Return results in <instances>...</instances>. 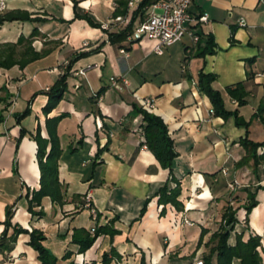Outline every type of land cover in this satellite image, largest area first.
I'll use <instances>...</instances> for the list:
<instances>
[{
  "label": "crops",
  "instance_id": "crops-1",
  "mask_svg": "<svg viewBox=\"0 0 264 264\" xmlns=\"http://www.w3.org/2000/svg\"><path fill=\"white\" fill-rule=\"evenodd\" d=\"M0 1L5 3L1 12L21 10L42 19L4 22L0 44L15 43L37 27L39 35L32 46L36 51L51 48L49 54L23 68L17 64L0 67V88H4L0 90V233L6 208L11 207V224L40 229L45 235L43 244L56 256L57 264L99 262L111 247L120 256L111 264H140L141 258L144 264H194V255L208 252L205 242L218 228L211 221H220L228 201L238 207L235 229L243 230L244 238L258 235L264 256V189L256 190L258 185L264 187V168L259 165L253 172L251 161L238 164L245 156L238 140L247 128L236 125L233 115L226 119L213 115L208 97L195 84L199 71L213 73L212 87L221 92L225 108L236 110L245 121L252 118L264 102V0H192L190 12L208 17L196 28L200 47L206 37L214 42V52L204 56L193 55L197 43L187 37L157 54L153 41L112 43L101 27L74 19L75 3L80 13L104 24L114 17L119 0ZM136 6L127 8L123 17L129 20ZM116 30L111 24L107 31ZM79 52L86 54L70 62ZM84 68L85 73L79 74ZM65 71V92L45 114V91ZM112 76L119 78V88L112 85ZM240 81L247 83L250 92L246 103L238 106L225 87ZM32 95L30 113L17 122L15 114L26 108ZM145 100L150 106L143 104ZM133 105L160 116L168 127L178 154L173 172L180 181L179 209L170 203L163 208L157 202L156 193L170 178L169 170L141 147L142 117ZM48 117H60L56 125L61 148L58 180L65 202L56 204L45 196L36 207L44 214L32 216L26 194L39 188L40 177L32 135L38 129L43 138L49 137ZM22 128L25 133L16 148ZM247 134L253 141L264 140V124L258 117ZM234 181V189L229 188L228 183ZM244 188L256 192L257 203L249 212L244 208ZM86 196L97 211L95 224L113 221L118 233L113 238L98 235L89 249L79 253L72 242L74 229L89 230L94 225ZM145 201V211L139 216ZM184 219L197 222V231L206 230L202 243L191 250L186 249L189 240L184 232L193 225L184 224ZM12 232L10 226L7 233ZM28 238L26 233L19 234L7 258L0 254V264H41ZM66 251L71 254L63 258Z\"/></svg>",
  "mask_w": 264,
  "mask_h": 264
},
{
  "label": "trees",
  "instance_id": "trees-1",
  "mask_svg": "<svg viewBox=\"0 0 264 264\" xmlns=\"http://www.w3.org/2000/svg\"><path fill=\"white\" fill-rule=\"evenodd\" d=\"M156 0H140L137 3L136 8L131 12L129 22L120 30L107 31L108 40L112 43L122 42L126 40L127 36L131 33L136 20L142 21L146 17V8L150 6ZM128 0H119L117 7L114 11V17L117 15L125 16L127 13ZM74 19H85L87 23L92 27H101V23H97L93 18L87 14L80 13L77 5L74 3ZM41 21L39 17H30L29 13L21 10H10L6 12H0V25L6 21ZM39 35L37 27H34L29 36H19L15 43L0 44V67L9 68L15 64L19 68L25 67L28 63L42 58L49 54L51 48H41L36 51L32 46L33 39ZM200 38V34H199ZM214 52V42L211 37H206L205 44L200 47L198 40L194 56H204L205 54H212ZM86 52L76 53L70 62H74L80 57L84 56ZM69 68V65L67 66ZM68 71L63 72L55 80L51 86L45 91L47 95V101L42 108V111L47 114L52 108H54L63 96L66 89V77ZM215 76L213 73H205L202 70L199 71L196 81L198 90L204 93L211 103V113L215 116H219L223 119L233 115L236 125H244L247 128L255 117H258L264 124V102L260 104L252 118L245 121L238 116L236 110L228 111L222 99L221 92L212 87V82ZM251 75H248L247 79H250ZM247 83L240 81L234 85L225 87V91L228 96L233 99L238 106L244 105L249 95V90L246 88ZM4 90V88H0ZM100 93V91L98 92ZM33 95L28 99L26 108L15 114V119L19 122L25 116L30 113V103ZM3 98L0 97V101ZM133 110L139 113L142 117L140 127L144 136V140L140 141V145L145 144L150 152L154 155L160 166L169 170L170 178L159 188L156 195L158 196L157 202L163 205L170 203L176 208H181L182 204L178 200L180 195V181L174 175L173 168L175 159L177 157V151L175 150L174 141L171 138L168 127L162 120V118L156 114L146 111L142 107L133 105ZM60 117H48L45 120L46 129L49 137L43 138L37 129L35 134L32 135L37 144V162L40 171L39 188L33 189L30 195L27 193V210L32 216H42L43 210L40 208L36 210V207L40 206L43 197L47 196L52 202L56 204H63L65 202V190L63 185L58 180V159L61 154V148L56 131V125ZM25 133L24 129H21L20 136L16 140V148L20 137ZM238 140L239 145L245 150V156L238 162L239 165L251 161L252 171L255 172L259 165L264 168V140L253 141L248 137V134ZM49 144V150L46 148ZM15 163V162H14ZM15 171V165H14ZM264 189L263 186L258 185L257 189ZM246 202L244 208L246 212H249L252 207L257 203L255 199V193L251 192L248 188H244ZM147 201L140 210L139 216H141L146 208ZM161 209V212L163 211ZM238 207H233L228 201H225L223 210L220 215V222L218 228L212 232L210 238L205 245H207L208 252L201 255L200 259L202 264H212L213 259L215 264H264V256H262L259 247L260 237L258 235H249L244 238V231H237L235 225L238 222L235 214ZM12 215V208H6V217L3 221L4 228L0 233V254L3 255V259L7 258V254L12 250L17 236L21 233L28 234L27 244L31 246L37 252V259L41 264H57L56 256L43 244L45 235L40 229L31 228L26 229L20 225L13 226L10 222ZM112 222L104 225H94L95 232L90 234V229H74L72 234V242L78 245V252L82 253L89 249L96 237L100 234H107L110 238H113L118 230L113 228ZM12 226L13 232L8 235V228ZM205 229L200 230V237L197 242V247L202 243L203 234ZM233 239V241H231ZM71 252L66 251L63 258H68ZM120 256L114 247H111L108 251H105L101 255L100 261L92 260L87 263H78L70 261L67 264H111L113 259H118ZM140 264H144L141 258ZM192 264V263H187Z\"/></svg>",
  "mask_w": 264,
  "mask_h": 264
},
{
  "label": "built area",
  "instance_id": "built-area-1",
  "mask_svg": "<svg viewBox=\"0 0 264 264\" xmlns=\"http://www.w3.org/2000/svg\"><path fill=\"white\" fill-rule=\"evenodd\" d=\"M140 0L128 1V8L133 7L134 3H138ZM192 0H156L150 6L146 8V17L144 20L137 22L131 33L127 36L126 41L131 43L134 41H141L147 39L153 41V51L157 54L163 53V48L171 46L184 37H187L192 44H196L199 40V33L196 28L203 22H206L208 17L205 14L193 15L189 8ZM5 8V3L0 1V12ZM129 20L126 17L118 15L110 19V21L101 24L102 29L108 30L111 24H115L117 30L122 29ZM120 53L127 55L125 49H120ZM79 74L85 73L84 69H79ZM122 83L127 85V81L124 78H120ZM119 78L110 77V81L113 86L119 88ZM196 84V82H195ZM145 106H150V101L145 100L143 102ZM144 140L142 131H140V141ZM146 149L145 144L141 145ZM225 173V170H222ZM236 181L228 183V187L234 189ZM86 206L89 208L90 217L92 221H96L97 211L89 203L88 196L85 197ZM186 225H193V221L187 219L183 220ZM244 221H242L243 223ZM94 228L91 227L90 231ZM194 264H202V260L198 259Z\"/></svg>",
  "mask_w": 264,
  "mask_h": 264
},
{
  "label": "rangeland",
  "instance_id": "rangeland-1",
  "mask_svg": "<svg viewBox=\"0 0 264 264\" xmlns=\"http://www.w3.org/2000/svg\"><path fill=\"white\" fill-rule=\"evenodd\" d=\"M201 222V221H200ZM203 222V221H202ZM212 223H213V226L214 227H218L216 224H218L220 221H211ZM95 223H96V221H94V225H95ZM197 222H194L193 221V227H191V228H186V230H185V232H184V235L187 237V239L189 240V242L186 244V249H193L194 248V246L196 245V247H197V242H198V239H199V237H200V231L198 230L197 231V229H198V225L196 224ZM94 225L92 226L93 228H94ZM90 232V234L91 235H93L94 234V232H95V228H94V230L93 231H89ZM204 234H206V231H205V233ZM204 234H203V236H204ZM184 237V236H183ZM185 237V238H186ZM206 249V247H203L202 248V251H206L205 250ZM200 257H201V253H199L198 254V256H196V255H194L193 256V260L194 261H196V260H198V259H200ZM166 261H168V259H165ZM212 264H215V260L213 259V263Z\"/></svg>",
  "mask_w": 264,
  "mask_h": 264
}]
</instances>
